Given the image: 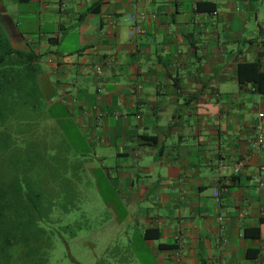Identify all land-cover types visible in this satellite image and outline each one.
Listing matches in <instances>:
<instances>
[{
    "label": "crops",
    "instance_id": "0c3cea01",
    "mask_svg": "<svg viewBox=\"0 0 264 264\" xmlns=\"http://www.w3.org/2000/svg\"><path fill=\"white\" fill-rule=\"evenodd\" d=\"M0 32L39 66L44 119L104 169L116 236L153 264H264V94L238 75L264 71V0H0Z\"/></svg>",
    "mask_w": 264,
    "mask_h": 264
},
{
    "label": "rangeland",
    "instance_id": "374dc122",
    "mask_svg": "<svg viewBox=\"0 0 264 264\" xmlns=\"http://www.w3.org/2000/svg\"><path fill=\"white\" fill-rule=\"evenodd\" d=\"M2 33L5 35L7 32ZM65 45L74 47V39L69 37ZM32 66L33 77L36 79L40 68L34 63ZM41 112L43 115V108L34 114ZM42 115H32L30 120L33 122H30L29 129L25 126V130L32 131L35 137L30 143V156L32 160L37 159V166L32 165L30 178L38 182L39 189L46 188L49 201L50 195L55 200L53 222L45 224L51 230L55 246L51 252V262L153 264L145 246L137 237L127 238L124 234L116 236L120 228L115 225L110 205L106 204L113 198V192L99 162L84 155L81 140L78 141L76 137L66 138V131L73 134L69 125L65 131L55 126L51 119L45 120ZM14 116L10 118L8 128L3 130L7 129L8 132L9 129L19 136V105L15 107ZM20 143L24 149L23 156L26 157L28 143L24 140ZM75 146L83 152V156L75 154ZM42 205L44 203L41 200ZM131 233L134 234V231Z\"/></svg>",
    "mask_w": 264,
    "mask_h": 264
},
{
    "label": "trees",
    "instance_id": "16d2710c",
    "mask_svg": "<svg viewBox=\"0 0 264 264\" xmlns=\"http://www.w3.org/2000/svg\"><path fill=\"white\" fill-rule=\"evenodd\" d=\"M31 64L32 55L15 50L0 32V264H53L50 256L55 246L45 224L53 222L55 200L50 195L49 201L46 188L39 189L38 182L30 178L32 165L37 166V159L30 156L35 137L25 126L29 129L32 115L41 116L42 112L34 113L45 108ZM238 75L240 83L252 82L264 94V71L258 63L239 64ZM18 105L19 136L3 130ZM23 140L29 146L26 157ZM260 225L252 230L253 236L261 237Z\"/></svg>",
    "mask_w": 264,
    "mask_h": 264
},
{
    "label": "built area",
    "instance_id": "2783aa9c",
    "mask_svg": "<svg viewBox=\"0 0 264 264\" xmlns=\"http://www.w3.org/2000/svg\"><path fill=\"white\" fill-rule=\"evenodd\" d=\"M146 20V15L145 14H140V15H136V14H132L129 18L128 21L132 23V28L130 30V36H134L136 34H140L142 33L141 27L139 26L138 22L139 21H145ZM96 73L98 75H102L103 74V70L101 67H97L96 68ZM256 138L252 143V153L256 154L261 152L264 149V127L261 124H258L256 127ZM224 170H232L234 174H237L240 172V170H242L243 168V164L242 163H234V164H223L222 165ZM215 196L216 198H219L220 194L218 192V190L215 191ZM183 237L182 240L183 241ZM182 250H178V253L176 255V259L178 261V263L180 264L182 262Z\"/></svg>",
    "mask_w": 264,
    "mask_h": 264
}]
</instances>
